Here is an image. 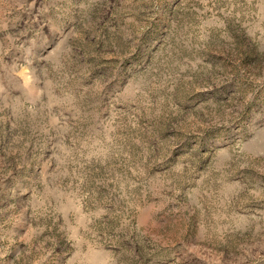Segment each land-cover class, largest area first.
<instances>
[{
	"label": "rangeland",
	"instance_id": "rangeland-1",
	"mask_svg": "<svg viewBox=\"0 0 264 264\" xmlns=\"http://www.w3.org/2000/svg\"><path fill=\"white\" fill-rule=\"evenodd\" d=\"M0 264H264V0H0Z\"/></svg>",
	"mask_w": 264,
	"mask_h": 264
}]
</instances>
